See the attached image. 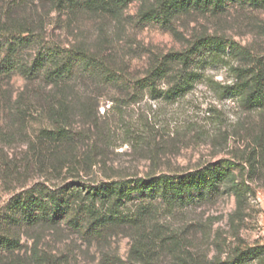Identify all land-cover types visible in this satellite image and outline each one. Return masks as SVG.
Masks as SVG:
<instances>
[{"label":"rangeland","instance_id":"obj_1","mask_svg":"<svg viewBox=\"0 0 264 264\" xmlns=\"http://www.w3.org/2000/svg\"><path fill=\"white\" fill-rule=\"evenodd\" d=\"M156 4L135 0L113 13L71 14L46 0H0L4 23L30 30L26 60L61 47L86 52L98 64L94 71L82 64L61 85L0 75V215L23 191L84 190L221 160L254 163L253 193L240 199L227 183L212 200L177 209L158 201L142 226L110 228L98 238L68 219L17 227L21 247L1 252L0 264H227L239 249L264 244V108L248 110L220 90L233 83L230 67L264 63V6L233 2L170 24L145 21L142 12ZM205 36L226 39L228 66L209 67L208 78L184 96L168 99L171 79L159 80L152 94L150 71ZM60 128L61 141L41 136Z\"/></svg>","mask_w":264,"mask_h":264},{"label":"trees","instance_id":"obj_2","mask_svg":"<svg viewBox=\"0 0 264 264\" xmlns=\"http://www.w3.org/2000/svg\"><path fill=\"white\" fill-rule=\"evenodd\" d=\"M60 11L71 14L85 12H117L135 0H46ZM239 3L251 7L264 6V0H157L153 8L142 12L145 21L159 20L170 24L181 14L208 13L225 9L228 4ZM0 18V75L20 73L34 82L44 79L48 84L61 85L73 79L83 64L92 71L98 68L97 59L86 52H72L61 47L42 48L32 60L24 58V51L31 45L27 28L11 26ZM229 43L221 36L201 37L184 51L174 52L164 58L149 73L148 86L152 94L157 92L159 80L171 79L165 92L168 99L191 92L196 83L208 78L207 69L215 64L228 66ZM233 83L220 85L229 98L239 99L248 110L264 108V63L255 68L230 67ZM160 93V91H159ZM65 129L42 131L41 136L51 141H61ZM248 166L231 160H221L177 175L158 174L137 179L102 181L83 189L67 186L59 191L42 189L23 191L11 198L0 215V253L14 252L21 247L15 230L21 226H37L40 223L58 224L69 220L93 238L114 227L142 226L152 212V204L161 202L169 209H177L202 201L212 200L226 191L244 198L253 193L249 181L257 175L251 160ZM242 176H238L236 171ZM230 184L226 191L223 185ZM139 201L136 211L129 207ZM140 240L135 252L141 256ZM140 247V249H139ZM227 264H264V244L239 249Z\"/></svg>","mask_w":264,"mask_h":264}]
</instances>
